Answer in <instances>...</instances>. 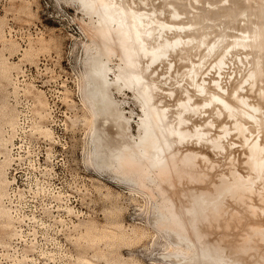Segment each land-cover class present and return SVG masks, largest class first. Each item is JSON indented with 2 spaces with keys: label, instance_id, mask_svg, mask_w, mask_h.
<instances>
[{
  "label": "bare ground",
  "instance_id": "bare-ground-1",
  "mask_svg": "<svg viewBox=\"0 0 264 264\" xmlns=\"http://www.w3.org/2000/svg\"><path fill=\"white\" fill-rule=\"evenodd\" d=\"M122 1V5H125ZM228 1L229 2L225 3V5L224 3L222 6L217 5L216 9H212V11L210 9L211 13H208V10V12L205 11L207 13L204 14L202 13V9L198 8L201 12L198 13L195 11L193 14L192 12H190L191 14L188 13L190 15L188 21L182 22L183 20L181 19L180 23H175L173 21H162L156 16L153 17L154 14L140 13L137 11L140 6L137 9L125 8L124 6L117 8L120 5H115L113 0H75L79 9H82L87 14L91 15L94 13L98 16L97 20H90L88 22L83 21L82 24L84 32L88 37V41L85 40L86 42H84L85 68L79 80V88L82 92L81 97L85 109L82 114V121L87 125L85 131L87 135V140L85 141L88 142L87 144L89 147L88 151L85 149L88 152L87 161L99 171L107 170L106 164L103 161L101 141L106 132L104 124L108 122L109 119L116 121L125 134H129L130 131L129 123L122 117L121 109H118L120 103L115 102L110 93L105 90V86L107 84L110 85L108 73L112 69V67L107 64L111 62L109 61L112 59L111 57L119 56L122 63L120 62L121 64L119 65V74H116L117 81L125 79L126 86L130 88L138 85L137 87L139 88L137 89L136 87V89L139 94L143 96H141L143 99L141 101L139 100V103L144 113L140 116L142 120V123L140 121V126L144 131L146 130L144 135L153 134L154 130L158 129L157 132L160 130V132L164 133V135L162 134V138L165 140L164 142L155 143V145L157 144L156 148L158 147V143H162V145L164 143L162 148L159 144L162 150L157 156L156 153L155 155H151L149 147H147V151L146 146L145 149H142L150 153L138 155L143 154L144 151L143 153H138L139 151L135 153L134 149L137 148L135 146V148L131 147L132 145H130L125 152L121 150V153H115V156L113 154L114 172H110V175L118 181L129 183L132 187H136L139 192L142 191L147 195V200L152 203V212L155 215L153 218V225L154 228H156L155 231L162 233L166 239L165 249L167 252L164 254V257H171V260H173L175 264H231L233 260L231 261L227 256L221 253V246L217 243L211 246L204 245V241L202 240V237L205 235L204 227L201 230L199 228L198 232L196 231V228L199 227L198 219L201 218V214L204 213V220L207 218L206 216H208V213L204 212L207 207L204 206V201L208 202V199H204V196H202L204 194L202 193L206 192L205 194L207 195V192L209 193L210 190H204L201 192L202 195L199 194V198L196 197L198 199L201 198L199 200L200 202L195 198L192 204L188 207H183L180 211L176 205V201L171 196L165 194L163 183L165 179H169L172 175L176 176V174H179L181 178L177 176L178 179L187 178L188 180L192 179V181L200 178V175L197 178L195 173H191L192 170H188V167H190V165L192 166V164L197 161V159L195 160V158H197L194 154L195 152H192L193 154L191 153L192 148L186 149L187 151L185 152L188 154V151H190V155H186L188 156L187 158L185 155L183 156V154H186L185 152H182L181 157L178 155V151H169V149H173L176 144L182 145L187 141L198 144L197 146L209 141L212 148L216 146L217 148H215L218 150V146H221L219 148L221 150V148L224 147L222 141L225 135L230 133L231 130H234L236 133L235 135L243 137L245 145L247 144V147L243 149L244 153H241H243L248 167H255L257 171L261 170V172L264 169V0ZM136 3L139 4V2ZM140 9H143L142 6ZM154 11L155 10L152 12ZM176 11L174 15L179 12ZM184 12H186V10ZM188 14L187 16L189 17ZM141 15H148V20H146V16L144 18ZM177 15H179V13H177ZM220 25H223V27L221 28ZM1 26L2 22L0 21V40L5 41L8 38L5 39V34ZM8 40L9 48L14 47L16 43L13 39ZM4 46L0 48V77L6 80V82H8L7 84H10L11 73L16 65L13 66V62L10 61V58L3 53ZM30 46L26 54L32 55L36 47L34 48L33 45ZM48 48L49 45L44 43L43 40L39 49L43 51L48 50ZM166 58L167 63H165V65L169 64V66H166V69H164L169 70L172 67L174 68V66L175 68L172 74H169L167 71V77L165 76L164 78H166L167 82L170 80L172 85L174 83L178 84V88H175L176 90L180 89L178 94L184 93L185 96L187 95L184 102L181 100L182 98H179L182 102L179 100L181 104L174 116H171L170 111L167 110V112L165 108L163 112L161 109H158L161 113L156 111V102H154V95L156 94L152 89L148 88H150V83L154 81V85L157 83V80H155L157 76H155L154 73L145 74L147 69L153 67L155 63L159 62L161 64L162 62H166L164 61ZM106 61L108 62L106 63ZM204 64H207L206 69L203 68ZM209 67L214 69L213 75L207 73ZM226 69H228L227 72L224 71ZM155 70L156 68L153 69V71ZM225 72L229 75V78H226L227 85L225 88L227 89H221L220 84L223 79L220 81L219 78H221V74ZM161 77L163 78V76ZM152 80L154 81L151 82ZM180 81L185 82L182 83ZM1 83L0 80V85ZM5 88H7V86H5ZM219 88L221 90H219ZM170 93L173 94L174 91L171 90ZM183 96L184 95H182V97ZM158 106L160 107V105ZM32 110L34 121L31 123L30 127L32 130L40 133L53 142L55 130L51 127V124L49 126L44 122L48 117H52L53 110L43 92L38 91L34 94V105ZM203 116L204 118H201ZM197 117L198 120L200 118V120L203 119L204 121L202 120L201 123L195 124V120L193 123L191 119H197ZM221 117L224 118V120L221 119ZM18 120V112L9 102L8 95L4 93L0 101V152H2L3 157L0 159V237L6 241H9L18 232L12 208L7 203L9 186L10 183L12 184L8 171L13 162V156L11 155L12 145L14 144L13 141L16 135V128L19 124ZM216 123H222L221 131L216 128L219 134L214 133L210 137L206 134L200 135V133H203V126L211 124L212 127L213 125L217 127L218 124ZM227 123H229V126H227ZM191 124L193 126L192 128H195L196 131L189 127ZM157 126L158 128L156 129ZM157 132H154L156 134L151 136L152 141L154 138V140H156L160 137L157 135ZM208 132L210 134L209 130ZM250 132L253 134L248 135ZM255 132L256 135H254ZM155 135H157L158 138H156ZM231 139L230 136V140ZM233 139L236 138L233 136ZM144 140L146 139L142 138L141 142L138 143L140 145L145 144L147 141L143 143ZM236 142L237 141L232 140L231 145L232 143L236 144ZM138 143L137 145H139ZM153 143L154 142L150 143V146ZM139 146L138 148H140ZM179 147L180 146H178V149ZM151 148L155 149V147ZM158 151L159 149L157 152ZM223 151L224 149L221 152ZM153 152L156 151L153 150ZM162 152H164V154L161 156ZM203 155L198 154L199 157L201 156V158L204 159L206 155ZM156 157L159 158L156 159ZM180 157H185L186 160H182ZM202 165H204V163ZM209 166L212 168L214 165L210 164ZM192 167L195 166L193 165ZM195 169H198V167L193 168V170ZM231 171L233 173L234 169L232 170L231 168ZM254 172H256V169ZM202 174H204V172ZM240 174L238 172L237 176H240L242 179L243 176ZM168 176L170 177L168 178ZM233 177L234 179L236 178V176ZM254 178L256 179V177ZM12 179L15 180V178ZM237 179L239 180L240 178L237 177L235 180ZM222 181L225 182V179ZM244 181L246 180L244 179ZM244 181L239 183V185L244 183ZM232 184H235V181ZM232 184L229 188L231 186L233 187ZM236 184L235 186L239 187L238 184ZM247 187L249 188L248 185ZM221 188H224V186L222 185ZM248 188L243 187V189ZM230 189L227 187L228 191ZM227 190H225V192ZM238 191L240 192L239 189ZM231 192L229 191L230 194ZM221 193L219 195L220 199H222L221 195L223 194ZM229 193L227 192L228 196ZM219 196H217V198ZM214 198L216 197L214 196ZM214 198H210L212 203ZM202 199L204 201H201ZM216 201L217 200H215V202ZM207 202L206 204H209ZM220 205L217 204V207ZM200 206H204L205 208H199ZM67 209V211L70 210L68 207ZM201 209L203 211H201ZM214 210L217 212L216 208H214ZM218 211L220 210L218 209ZM213 217H210L206 222H200L201 225L205 222L204 225H206L208 229L213 230L214 227L212 228L209 226L212 220L211 218ZM212 221L217 224L221 220L217 217L213 218ZM146 229L136 225L126 227L125 224L119 220H108L103 224L93 219L82 221L75 225L74 229L77 231V239L82 242L81 245L84 247L83 250L77 252L76 263L99 264V262L103 260L105 264H143L134 256L124 257L122 254L118 253L115 250V245L120 242L129 244L140 238L142 239L148 232V229ZM247 245H250V243L248 242ZM88 248L90 250H88ZM263 257L261 252H256L254 256L255 264H264Z\"/></svg>",
  "mask_w": 264,
  "mask_h": 264
},
{
  "label": "rangeland",
  "instance_id": "rangeland-1",
  "mask_svg": "<svg viewBox=\"0 0 264 264\" xmlns=\"http://www.w3.org/2000/svg\"><path fill=\"white\" fill-rule=\"evenodd\" d=\"M113 1L115 5H120L118 7L116 6L117 8L124 6L125 8L129 7L137 9L140 6L138 8L139 10L137 9V11H139L140 13L154 14L153 17L156 16L162 21H173L175 23H180L181 19L183 20L182 22H186V20L188 21V18H190V15L188 13L192 12L193 14L195 13V11L198 13L201 12V10H199L198 8H201L202 13L206 14L208 10V13H211L210 9L211 11L212 9H216L217 5L222 6L223 3L225 5V3L229 2L228 0H135L136 2H139V5L134 0H127V2L126 0ZM121 1L125 5H122ZM141 6L143 8L142 10L140 9ZM153 10H155V13L152 12ZM176 10L179 12H177ZM185 10L186 12H184ZM175 11L179 13V15H177V13V16L174 15ZM187 14L189 15V17L187 16ZM141 16L144 18L146 16V20H148V15ZM97 19L98 16L96 14L92 13L90 15L85 13L82 9H79L75 0H0V21L2 22L1 27L5 34V39H13L7 32V28L9 25L18 27L25 24H37V26L40 27L44 32L38 34L35 39L31 41L29 46L24 50L23 56L24 58L34 62L40 56L45 55L50 57L56 67L54 70H52V77H54V81L50 86L51 89L56 88V91H48L43 93L48 99L50 107L53 110V114L51 115L52 117H48L49 119L47 118L46 120H44V122L49 126L51 124V127L55 130L54 141H47L46 139L42 138V136L38 135L37 132L32 131V128H29L31 123H33L34 121V115L33 110L30 111V113L28 112L26 118H22L23 122L20 123V126L24 127V129L27 131L25 133L23 132V130L19 131L20 133H22V137L21 139L17 138L18 140L15 142L13 149L15 155L18 153L21 155V159L20 161L16 160V162L18 161L17 164L14 163L15 165H13L12 169H9L8 175L12 182H14V179L12 178L15 177V183L18 184L24 191L21 200L22 203L25 204V212L26 214H28V216L36 218L37 220L49 217V215H53L56 218L64 216V218L66 219H71V237L73 235L74 236L72 238L69 237L66 241H64V239L62 240L63 242H65L64 245L69 246L70 250L74 253V258L71 264H77V252L84 249V247L81 245L82 242L77 239V231L74 230L75 225L82 221L91 219L97 221L100 224L106 223L108 220H119L122 221L126 227L136 225L140 228H147L148 230H146L148 232L144 237H142V239L140 238L139 240H136L135 242L129 244L120 242L115 245V250L118 253L122 254L124 257L134 256L138 258L143 264H175L173 260H171V257H164V254L167 252V250L165 249L166 239L162 233H159V231H155L156 228H154L153 225V218L155 217V215L152 212V203L148 202L147 200V195L142 191L139 192L136 187H132L129 183L125 181H118L116 178L110 175V172H114L112 160L113 154L115 156V153H121V150L125 152L130 147V145H132L131 147L135 146L137 148H133L135 150V153H137L138 151V153H143L144 151L143 154L138 155H145L151 152V155H155L156 153L157 156V154H160L159 152H161V148L164 143L163 145L162 143H158V152V149L156 148L157 144L155 145V143L162 141L164 142L165 140L164 138H162L164 133L160 132V130V133L157 132L158 126L156 127L157 130H154V132H157V135L160 136L158 138L157 135H155L158 139L154 140L155 138L153 137V141L151 140V136H154V134H156L154 132L150 135H144L146 130L144 131L140 126L142 123L140 116H142L144 113L139 103V100L141 101L143 99V96L140 95L137 90L139 88L137 87L138 85L130 88L126 86L125 79L117 81V75L119 74V65L122 63L119 56L111 57L113 60H109L111 62L107 64L108 66L112 67V69L108 73V80L110 82V85L107 84L105 86V90L110 93L112 99L115 102L120 103L118 109H121L120 111L122 117L127 120V123H129L130 131L129 134H125L123 132V129L117 124L116 121L109 119L108 122L104 124V129L106 130V132L101 141L103 161L106 164L107 170L99 171L94 166H91L92 164H89V162L87 161V151L89 148L87 144L88 142L85 141L87 140V135L85 132L87 125L82 121V114L85 109L81 97L82 92L79 88V80L81 78L82 71L85 68L84 42L88 41V37L84 32L82 24L83 21L88 22L90 20L95 21ZM220 26L221 28L223 27V25ZM8 39H6L5 41L0 40V48H3L5 44L7 45L9 43ZM43 40L44 43L49 45L48 50L42 51L39 49L43 43ZM13 41L16 43L15 46L10 47V49L9 44L7 45L8 47L5 45L6 47L4 46L3 53L10 58V61L14 63H12V65L15 66V61L18 57H20V55H18V42L15 39H13ZM30 45H33L34 48L36 47L34 52L35 54H26L28 49L31 47ZM28 55H30L31 57ZM164 61L166 62H162L161 64L159 62L155 63L153 67L147 69V72H145V74L148 75L147 73H154L155 76H157L155 78V80H157V83L154 85L153 83H155V81L152 80L151 82H154L150 83V88H148L152 89L156 94L154 95V102H156V106H154L157 107L155 108L157 109L156 111L161 113V111L163 112L165 108L166 111H170L171 116H174L176 110L180 107L181 102H184L186 100L187 95L185 96L184 93L178 94L180 89H175L178 88V84L174 83V86V84H171L170 80H168V82L166 81V78L164 77H167L166 74L168 72L169 74L174 73L175 66L174 68L172 67L169 70H165L166 66L168 67L169 64L165 65V63H167V58L164 59ZM107 62L108 61H106V63ZM155 68L156 70L153 71V69ZM203 68L206 69L207 64H204ZM170 70H172L173 72ZM224 71L227 72L228 69ZM226 72L221 74L222 76L221 78H219L220 81L223 79L221 81L222 83L220 82L221 89H227L225 88V86L227 85V79L229 78V75ZM207 73H209V75H213L214 69L212 67H209ZM159 74L160 77L163 76V78H160ZM0 80L2 82L0 85L1 101L2 95L4 93L7 94V88H5V86L8 87L9 84H7L8 82H6V80L1 77ZM180 82L184 83L185 81ZM221 89L219 88V90ZM171 90L174 91L173 94L170 93ZM182 95H184V98L182 97ZM179 98H182V101ZM157 103L161 108L157 105ZM158 109H161V111H159ZM201 118H204V116ZM221 119L224 120V118L222 117ZM202 120L203 119L200 120V118L198 120V117L197 119H191V121L193 123L195 122V124L201 123ZM216 124H218L217 127L215 125H213L212 127L211 124L206 125L209 128L203 126V133H200V135L206 134L208 135V137H210L214 133L219 134V131H221L222 129V123ZM227 126H229V123H227ZM189 127L192 128V124ZM208 130L210 131V134ZM235 134V131L231 130L230 133H227L225 135L222 141L224 147H222L221 150L219 149L221 146H218V150L216 149V146V148L213 147L215 149L214 150L211 144H209L210 142L206 140V142H204L202 145L200 144L199 146H197L198 144H195L191 141H187L188 143L186 142L182 145L176 144V146H174L175 149H169V151H178V155L182 157V152L184 153L188 149L192 148L191 153L195 152L194 154L197 156L195 160L197 159L198 162L195 161L196 163L194 162L192 164V166L194 165L195 167H192L190 165V167H188V170H192L191 173H195L197 175V178L200 175V178H198L199 180L196 179L192 181V179L188 180L187 178L180 179L181 176H179V174H176V176L171 174L174 177L168 176V178H170L165 179L163 187L165 190V194L171 196L176 201V205L179 211L183 207H188L190 204H192L193 199H195L196 197H200L199 194H204L202 196H204V199H208V202L204 201L203 199L201 201H204V206L208 207H206V211L204 210L205 213H208V216H206L207 218L204 220V213H202L201 218L198 219L199 227L196 228V231L198 232L199 228L201 230L204 227L205 235L202 237L204 245L211 246L215 243L220 245L221 253L224 254V256H227L231 261L233 260L231 264H237V262L238 264H255L254 256L256 252H261L264 256V169L261 172V170L257 171V168L254 167L256 169V173L254 172V168L248 167V164H246L247 162L245 161L243 155V149L247 147V144L245 145L243 137H239ZM251 134L253 133H248V135ZM254 135H256V132L254 133ZM230 136L232 138L231 140ZM233 136L236 139H233ZM142 138L146 139L143 141V143L145 141L147 142L145 144L141 143L142 145H140L138 142H141ZM147 138L148 140H150L148 141ZM232 140H235L238 143H232L231 145ZM152 142H154V145L151 144L150 146V143ZM137 143L140 146L137 145ZM228 144L231 146H229ZM138 146L140 148H138ZM145 146L147 151V147H149L150 152L142 149H145ZM178 146H180L179 149ZM151 147H155V149ZM152 149L156 152H153ZM223 149L224 151L221 152ZM188 152L189 154L185 152L186 154H183V156L185 155V157L187 158L190 155V151ZM163 154L164 152L161 153V156ZM187 154L188 156H186ZM198 154L206 156L205 158L203 157L204 159H202L201 156H198ZM185 157L181 159L186 160ZM2 158V152H0V159ZM158 158L156 157V159ZM205 160L208 161V164ZM202 162L204 163V165H202ZM210 164L214 165L212 166L213 169L211 168V166H209ZM196 167H198L199 170H193V168ZM13 168H15V171ZM231 168L232 170L234 169L233 173L231 171ZM239 168H241L242 170ZM203 172L204 174H202ZM238 172L239 174L242 173L240 174L243 176L242 179L240 176H237ZM177 176L180 178L178 179ZM233 176H236V178L238 177L240 179H237V181ZM254 177H256V179ZM223 179H225L226 183L222 181ZM233 179L235 181V184L237 183L239 187L243 184L245 186H241L242 188L235 186V184H232L234 182ZM244 179L246 181H244ZM243 181L244 183L239 185V183ZM231 184L233 185V187H230L232 189V192L229 188ZM222 185L224 186V188H221ZM247 185L249 186V188L247 187ZM227 187L228 189H230L229 191L231 192L232 196L227 190ZM243 187H246L248 189H243ZM238 189L240 190V192L238 191ZM204 190H210L209 193L213 194H209L208 192L207 195L205 194L206 192L201 194V192ZM225 190L227 191L225 192ZM221 191L223 194L221 193ZM227 192L229 193V196ZM220 193L222 194V199H220ZM216 194L217 196H219L218 198ZM213 195L216 198H214ZM205 196L209 197L206 198ZM210 196L214 198V200H212L213 203L211 202L210 198L212 197ZM198 198H196V200ZM200 199H198L197 201H199ZM215 200L217 201L215 202ZM206 202L212 204L209 205L206 204ZM7 203L10 206L8 198ZM217 204L222 205L217 207ZM204 206H200L199 208L203 207L204 209ZM67 207L70 209L69 211H67ZM214 208H216L217 212H215ZM218 209L220 211H218ZM201 211L203 210L201 209ZM210 217H218L221 220L217 224L212 221L213 218H211V223L207 222L210 223V227H214L213 230L208 229L207 226L204 225ZM202 221L205 222L201 225L200 222ZM37 224L38 223L34 221L29 227V241L34 242L36 240L38 229ZM48 228L51 230L54 229V226L52 224H49ZM47 232L49 235H51V232L49 230H47ZM58 239L59 237H56V241ZM48 242L51 243L52 241L49 240ZM248 242L250 243V245H247ZM88 250L90 249L88 248ZM99 264L105 263L102 260L99 262Z\"/></svg>",
  "mask_w": 264,
  "mask_h": 264
},
{
  "label": "built area",
  "instance_id": "built-area-1",
  "mask_svg": "<svg viewBox=\"0 0 264 264\" xmlns=\"http://www.w3.org/2000/svg\"><path fill=\"white\" fill-rule=\"evenodd\" d=\"M7 32L11 38L18 42V55H20L15 61L16 66L11 73V83L7 87L9 102L19 114V124L16 128L14 144L12 145L13 152L17 138L21 139L22 137V133L19 131L23 130L24 133L27 131L20 126V123L23 122L22 118H26L28 112L32 111L34 94L38 91L43 93L56 91V88H50L54 81L52 70L56 67L48 56L42 55L34 62L23 56L24 50L31 41L38 34L44 32L37 24H25L18 27L9 25ZM29 128L31 129L30 126ZM38 135L48 141L40 133ZM13 153V162L10 170L21 159L19 153L16 155L15 153L13 155ZM16 160L18 161L16 162ZM13 169L15 171V168ZM15 180L10 185L8 202L12 208L18 232L9 241L0 237V264H71L74 253L62 241L63 239L66 241L71 237V219H66L64 216L56 218L53 215H49V217L37 220L28 216L25 212V204L21 200L24 191L15 183ZM34 221L38 223V229L36 240L32 242L28 240V233L29 227ZM49 224L54 226V229H51L52 231L48 228ZM47 230L51 232V235L48 234ZM56 237H59L57 241ZM49 240L52 242H48Z\"/></svg>",
  "mask_w": 264,
  "mask_h": 264
}]
</instances>
